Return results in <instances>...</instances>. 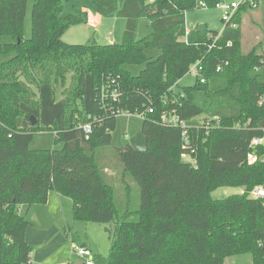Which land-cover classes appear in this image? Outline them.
I'll return each instance as SVG.
<instances>
[{
	"label": "trees",
	"instance_id": "16d2710c",
	"mask_svg": "<svg viewBox=\"0 0 264 264\" xmlns=\"http://www.w3.org/2000/svg\"><path fill=\"white\" fill-rule=\"evenodd\" d=\"M91 1L101 17L126 21L121 44L65 43L66 32L86 21L66 13L64 0H0V39L11 40L0 42V264L31 263L32 224L19 209L47 204L52 191L72 200L75 221L110 227L107 264H224L246 253L264 264V198L251 197L264 188V145L251 148L264 138V55L240 52L249 2L222 32L206 27L187 35L186 16L199 0H126L122 7L118 0ZM202 1L215 8L222 0ZM142 18L151 33L139 39ZM151 51L160 55L151 58ZM199 62L205 82L176 91ZM128 66L144 68L135 76ZM103 89L117 91V99L102 104ZM196 90L209 98L208 110L194 103ZM124 112L143 116L147 152L113 146ZM171 113L186 123L191 148L183 149L182 130L162 124ZM203 116L220 122L207 130L196 122ZM157 126L167 133L165 149ZM48 131L61 148L31 150L35 135ZM183 154L193 163L182 162ZM222 187L244 193L213 199Z\"/></svg>",
	"mask_w": 264,
	"mask_h": 264
},
{
	"label": "rangeland",
	"instance_id": "374dc122",
	"mask_svg": "<svg viewBox=\"0 0 264 264\" xmlns=\"http://www.w3.org/2000/svg\"><path fill=\"white\" fill-rule=\"evenodd\" d=\"M66 13L69 14H82L84 15L85 9L95 11V7L91 0H64ZM126 0H118L119 7L124 5ZM244 0H222L225 4L236 3L240 5ZM32 7L33 3L28 5L27 16L24 26V35L26 39H30L32 36ZM247 11L241 17V28L243 31V40L241 42L240 52L247 54L255 52L256 54L264 55V0H253L249 3ZM223 12L220 9L215 8H199L191 11L186 16V27L192 31L199 26H206L211 32H222L226 23L222 21ZM85 18V17H84ZM80 27V28H78ZM72 28V29H71ZM66 33V38L63 40L72 45H84L90 42V40H99L101 45H108L111 40L114 44H121L124 37L125 20L114 16L104 18L101 25H99L95 33H92L90 29L87 31L90 34V38L81 35L84 26L71 27ZM79 30H75V29ZM151 33L150 21L147 18L139 20L138 38L143 39ZM1 43H9V38H1ZM149 57L157 58L160 55L158 51H151L148 53ZM13 55L3 56L2 61L9 60ZM144 66H128L127 69L135 76H137ZM197 78L191 73L186 75L179 83L176 91L180 92L183 88L194 87ZM71 83V77L67 79V86ZM62 88L57 91V99H61ZM193 101L203 110H208L210 107V100L203 91H193ZM201 119L204 118L200 117ZM143 119L138 115H130L128 113L121 114L117 119L116 130L112 133V144L116 148H123L130 144L131 139L139 134L142 129ZM155 138L157 140L160 149H165V137L167 133L161 127L157 126L154 129ZM55 133L53 131L41 132L35 135L33 141L30 144L31 150H52L54 148L60 149L61 146H55L54 144ZM175 159L178 158L177 152L173 153ZM180 159L184 163H193V159L190 155L182 157ZM141 167L140 170H143ZM53 195H57L52 191ZM244 193L243 188L237 187H222L212 192L213 199L221 200L233 195H241ZM65 199V205L63 210H60V215L55 213L57 206L53 205L49 208L52 214L50 222H56L61 225L62 228H66L65 234L66 243L60 245L59 250L48 259V264H68L75 263L81 259L72 252L81 248L84 244L92 250L97 259L95 264H107V258L112 246V230L109 226L75 221L72 214L73 202L68 197ZM27 209V206H26ZM26 209L24 215L26 214ZM53 214H55L53 216ZM45 221V220H44ZM68 223V227L66 224ZM224 264H253V257L250 253L241 255H230L224 260Z\"/></svg>",
	"mask_w": 264,
	"mask_h": 264
},
{
	"label": "crops",
	"instance_id": "0c3cea01",
	"mask_svg": "<svg viewBox=\"0 0 264 264\" xmlns=\"http://www.w3.org/2000/svg\"><path fill=\"white\" fill-rule=\"evenodd\" d=\"M93 12L94 11L90 9L84 10V15H85L84 17L86 22L85 24H83V26L84 28L85 27L86 28L83 29L81 35L87 36L89 34V36H87V39L90 38V34L93 35L92 33H95L96 28L102 24L104 18H107V17L103 18L97 13H93ZM125 26H126V21H125ZM89 29L92 33L87 32ZM75 30H79V29L76 28ZM66 35L67 33L63 36V39L66 38ZM114 43L116 42H114L113 40L109 42V44H114ZM65 202L66 201L63 198V196H60L58 194L53 195V192H51L49 195L48 203L45 205H34L31 207H27V209L26 206L20 207L19 209L20 214L24 216L32 224V226L27 230V234H26V240L28 244L31 245L34 249L30 264H48L47 261L49 257L53 256L55 252L59 250L60 245L66 243L65 234L67 233V230L66 228H64L65 226H63L62 228V226L57 224L56 222H50V219H52L51 218L52 214L49 211V208L53 204L57 206L55 213L59 214L60 210H63V207L66 204ZM25 209H26V214L24 215ZM72 214H73V210H72ZM54 215L55 214H53V216ZM66 226L68 227V223L66 224ZM82 247L89 249L85 244ZM93 254L96 261L98 256L95 255L94 252Z\"/></svg>",
	"mask_w": 264,
	"mask_h": 264
},
{
	"label": "built area",
	"instance_id": "2783aa9c",
	"mask_svg": "<svg viewBox=\"0 0 264 264\" xmlns=\"http://www.w3.org/2000/svg\"><path fill=\"white\" fill-rule=\"evenodd\" d=\"M149 3H154L155 0H148ZM253 0H244L242 3L245 2H249L251 3ZM241 3V4H242ZM240 5L236 4V3H232V4H225L224 2H220L216 5L217 9H220L223 12V17H222V21L224 23H229L231 22L232 18L235 16V14L237 13V11L240 8ZM198 7L199 8H205L207 9L208 6L205 2H203L202 0L198 1ZM235 26V25H233ZM190 33V31L187 29L186 30V34L188 35ZM228 65V64H226ZM222 66H219L217 68V71L220 72L222 70ZM203 72V68L200 65V62L195 64L194 66H192L190 73L196 77L197 79H200L201 83H204V77L202 75ZM102 94H101V102L102 104H104L107 100L112 99L115 100L118 97V93L117 91H113V92H109L107 90H102ZM263 103V99H261L260 104ZM125 113V112H124ZM122 113V114H124ZM141 118L143 116H140ZM162 124L164 126L170 127V128H174V129H180L182 130V147L183 149H188L191 148V138L190 135L188 133V128L185 122L181 121L179 119V117L174 114L171 113L169 115L165 114L162 116L161 118ZM197 125L205 126V128L207 130H209L210 128H214L217 126V123H219V119L218 118H214V119H201V120H197ZM84 132L87 135H90L92 133V128L89 124L84 125L83 127ZM264 145V138H259V139H254L251 143V148L252 149H256L259 146ZM186 156V154H183L182 157ZM257 160L256 156L254 154H251L249 156V162L253 163ZM264 162V161H263ZM251 197L258 199V198H264V188L263 187H257L255 188L252 192H251ZM72 254H76L82 261L84 264H95V257L94 254L91 250L81 247V248H77L75 249Z\"/></svg>",
	"mask_w": 264,
	"mask_h": 264
},
{
	"label": "water",
	"instance_id": "95a60500",
	"mask_svg": "<svg viewBox=\"0 0 264 264\" xmlns=\"http://www.w3.org/2000/svg\"><path fill=\"white\" fill-rule=\"evenodd\" d=\"M206 30V26L202 25V26H199L197 28V31L198 32H202ZM148 144H149V141L148 139L145 137V135L140 132L139 134H137L136 136H134L131 141H130V146L136 151V152H139V153H145L147 152L148 150ZM74 264H84L83 261H77L75 262Z\"/></svg>",
	"mask_w": 264,
	"mask_h": 264
}]
</instances>
